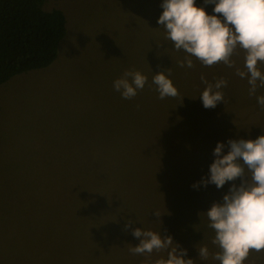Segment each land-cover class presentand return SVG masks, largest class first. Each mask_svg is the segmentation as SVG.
<instances>
[{"label": "rangeland", "instance_id": "374dc122", "mask_svg": "<svg viewBox=\"0 0 264 264\" xmlns=\"http://www.w3.org/2000/svg\"><path fill=\"white\" fill-rule=\"evenodd\" d=\"M161 3L48 1L68 21L58 59L0 88V264H155L166 257L165 250L130 252L139 240L125 231L129 219L172 236L194 264H202L196 245H207L204 264H219L201 212L232 182L193 185L208 174L217 142L264 134V109L236 74L242 50L233 68L195 58L192 68L180 66L185 53L165 42L157 23ZM197 3L211 14L214 5ZM167 68L179 94L161 100L152 77ZM127 70L148 77L131 99L113 88ZM201 75L227 81L225 104L204 108ZM244 264H264V250H250Z\"/></svg>", "mask_w": 264, "mask_h": 264}, {"label": "clouds", "instance_id": "9594fccd", "mask_svg": "<svg viewBox=\"0 0 264 264\" xmlns=\"http://www.w3.org/2000/svg\"><path fill=\"white\" fill-rule=\"evenodd\" d=\"M204 4L214 5L211 14L197 0H162L163 11L157 23L164 30L165 42H170L175 51L185 53L180 66L188 68L193 67V58L205 67L222 62L233 68L236 65L232 58L242 50L243 70L237 67L236 74L247 80L249 95L264 109V94L257 95L258 89L264 88V71L260 67L264 65V0H204ZM154 73L152 84L159 99L178 96L170 68ZM200 79L205 87L198 98L204 108H215L221 101L225 104L222 90L227 81L221 78L209 82L204 75ZM147 82L148 77L141 71L127 70L113 81V88L123 99H131ZM212 155L214 160L208 174L193 187L212 184L223 189L232 182L221 201L201 212L207 218V228L214 232L211 244L219 249L213 259L219 264H244L250 250H264V134L255 139L219 141ZM237 179L239 184L235 183ZM137 223L131 219L125 223V231L130 230L139 240L130 249L132 254L150 255L165 250L166 257L157 259L155 264H194L197 260L186 258L188 249L182 248L172 236L136 227ZM196 248L198 259L204 264L209 258V248L207 245Z\"/></svg>", "mask_w": 264, "mask_h": 264}, {"label": "trees", "instance_id": "16d2710c", "mask_svg": "<svg viewBox=\"0 0 264 264\" xmlns=\"http://www.w3.org/2000/svg\"><path fill=\"white\" fill-rule=\"evenodd\" d=\"M48 1L0 0V88L16 76L46 69L58 59L68 21L65 12L50 8Z\"/></svg>", "mask_w": 264, "mask_h": 264}]
</instances>
